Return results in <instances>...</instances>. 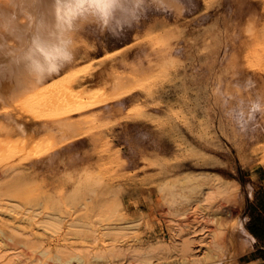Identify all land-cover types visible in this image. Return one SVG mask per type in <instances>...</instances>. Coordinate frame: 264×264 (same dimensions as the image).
<instances>
[{"label": "rangeland", "instance_id": "obj_1", "mask_svg": "<svg viewBox=\"0 0 264 264\" xmlns=\"http://www.w3.org/2000/svg\"><path fill=\"white\" fill-rule=\"evenodd\" d=\"M208 1L176 0L180 12L145 1L118 11L119 18L115 14L104 21L94 12L97 19L79 20L75 56L79 63L92 62V85L148 71L166 55L167 46L174 67L151 94L137 89L119 105L90 111L92 122L79 139L13 165L45 163L20 174L15 188L0 191V200L17 202L20 212H59L53 199L57 188L69 178L85 179L79 203L51 243L64 260L110 250L118 241L125 264H223V254L213 244L216 230L239 223L248 231L251 207L264 199V164L255 168L252 156L259 116H253L249 64L255 43L264 39V0ZM103 26L122 31L114 38ZM155 38L167 46L152 43ZM119 49V54L98 60ZM217 176L230 188L228 194L215 208H200L204 191ZM118 202L122 215L117 227L132 230L127 237L104 236L112 233L107 218ZM8 215V208L0 209V217ZM20 215L16 220H22ZM199 217L204 230L195 242L194 260L183 261L178 255L169 260L142 258L136 252L167 241L174 220L187 230ZM21 226L31 239L39 236L34 223ZM93 230L101 233L97 243ZM234 233L245 247L233 264H264L257 240ZM42 238V244H50L48 235ZM1 241L16 247L0 235ZM13 252L26 262L31 258L27 249Z\"/></svg>", "mask_w": 264, "mask_h": 264}, {"label": "bare ground", "instance_id": "obj_2", "mask_svg": "<svg viewBox=\"0 0 264 264\" xmlns=\"http://www.w3.org/2000/svg\"><path fill=\"white\" fill-rule=\"evenodd\" d=\"M145 1L181 11L176 0H0V191L6 187L15 188L20 174L33 172L44 162L34 160L22 168L13 166L15 163L49 154L87 133L86 127L92 122V116H87L90 111L119 105L125 96L137 89L151 94L159 80L169 79L174 67L169 56L171 48L159 38L150 40L156 45L167 46V49L166 55L161 57L155 67L137 75H115L112 80L101 84H90L92 62L79 63L75 56L74 30L90 8H94L102 20L108 21L118 11L129 6H139ZM40 36L50 39L41 41L38 38ZM121 50L98 60L119 54ZM249 64L252 107L254 104L261 105V111L254 116H259L252 151L257 168L260 163L264 164V39L261 43H255ZM78 116L82 117L75 119ZM185 179L191 180L193 176ZM84 181L83 178H69L57 188L53 199L59 212L40 209L20 212L18 210L22 206L17 202L0 200V209L6 207L10 211L7 217H0V235L16 246L2 245L0 242V264H49V261L66 264H125L126 254L116 243L118 241L111 245L110 250L103 248L87 255L77 254L67 260H64L60 248L55 249L51 245L63 232L65 220L79 203ZM229 190L217 176L215 183L204 191L199 207L215 208ZM121 206L118 202L117 207L110 212L107 221L115 227H111L112 233L106 232L104 236L122 238L130 234L132 227H117L116 224L122 215ZM19 214L22 220L14 217ZM200 218L187 230L174 220L167 241L150 244L145 249L138 248L136 252L142 258L153 255L169 260L178 255L183 261L194 260L195 242L204 230L198 225ZM26 221L37 225L38 231L42 233L36 232L35 235L39 236L31 239L21 226ZM235 231L255 240L248 231H243L239 223L231 225L227 231L218 228L213 234V244L223 254V264H233L239 251L245 247L243 242L237 240ZM44 234L48 235L47 243L50 244H42ZM100 238L101 233L93 230L94 243ZM19 248L31 252L27 262L13 252ZM35 254L38 257L32 256ZM247 264H255V261Z\"/></svg>", "mask_w": 264, "mask_h": 264}, {"label": "trees", "instance_id": "obj_3", "mask_svg": "<svg viewBox=\"0 0 264 264\" xmlns=\"http://www.w3.org/2000/svg\"><path fill=\"white\" fill-rule=\"evenodd\" d=\"M252 209L254 210V215L247 229L259 243L257 253L264 258V199L258 200L257 204L251 207Z\"/></svg>", "mask_w": 264, "mask_h": 264}, {"label": "clouds", "instance_id": "obj_4", "mask_svg": "<svg viewBox=\"0 0 264 264\" xmlns=\"http://www.w3.org/2000/svg\"><path fill=\"white\" fill-rule=\"evenodd\" d=\"M95 12V9L94 8H90L89 9V11H88V13L84 16V17H82V18H80V20H84V19H97L94 15H93V13ZM116 17L117 18H119V13L117 12L116 13ZM102 23V22H101ZM128 25H125L124 27H127ZM103 29L105 30V31H107L110 35H112L114 38H118V36H119V31H122V29L121 30H118V32H113L112 31V29H111V27H109V26H103ZM41 41H47L48 39H50L49 37H47V36H40V37H38ZM70 52H71V49H70ZM261 111V105H259V104H254L253 105V116H255V114L256 113H259Z\"/></svg>", "mask_w": 264, "mask_h": 264}, {"label": "crops", "instance_id": "obj_5", "mask_svg": "<svg viewBox=\"0 0 264 264\" xmlns=\"http://www.w3.org/2000/svg\"><path fill=\"white\" fill-rule=\"evenodd\" d=\"M256 240V239H255Z\"/></svg>", "mask_w": 264, "mask_h": 264}]
</instances>
